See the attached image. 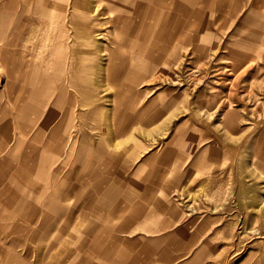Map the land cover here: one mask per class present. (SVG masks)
Listing matches in <instances>:
<instances>
[{
  "label": "rangeland",
  "instance_id": "1",
  "mask_svg": "<svg viewBox=\"0 0 264 264\" xmlns=\"http://www.w3.org/2000/svg\"><path fill=\"white\" fill-rule=\"evenodd\" d=\"M239 2L232 8L230 0L221 6L194 0L189 27L170 35L179 12L137 14V23L160 25L161 35L157 40L149 29L134 49L124 45V73H105L107 38L109 47L119 44L112 40L113 14H98L104 24L80 79L92 108L102 106L81 124L93 146L84 151L82 137L74 136L68 152L51 155L45 134L33 140L37 124L17 147L34 164L28 178L13 162L23 183L15 212L26 209L28 246L43 248L48 264H264V0ZM5 3L0 11L11 16L9 33L23 32L37 68L50 21L39 26L29 11ZM123 32L129 41V29ZM143 37H153L151 44ZM8 81L0 63V97L7 102ZM108 109L104 121L100 114ZM14 156L19 160L20 151ZM55 160L69 164L49 168ZM109 249L127 258L109 257Z\"/></svg>",
  "mask_w": 264,
  "mask_h": 264
},
{
  "label": "crops",
  "instance_id": "2",
  "mask_svg": "<svg viewBox=\"0 0 264 264\" xmlns=\"http://www.w3.org/2000/svg\"><path fill=\"white\" fill-rule=\"evenodd\" d=\"M5 1L6 0H2L0 5L5 6ZM72 1L76 2L77 0ZM95 1L96 0H84L83 10L79 9L78 11L73 10L72 7L65 6L62 14L64 15V20L65 18L67 19L65 21L63 20V22L61 23L53 20L50 17H45L43 16V14L42 16L37 14V9H41L43 11L49 9V7L42 0L40 3L38 0H9V2L15 3V6H17V9H19V11L23 12V10H25V13L29 11V14L33 15V18L31 19L33 22L39 20L37 22V25H45L44 23L49 20L53 28V31L46 30L45 33L42 32L43 45L41 47L42 50L44 49V47H46L45 50H43L45 56L39 60V66L36 69L34 67L32 68L33 58L29 54L28 47L24 45L27 40L25 39L23 32H20L17 34V36L15 35L13 37V33H9V30H11L12 32L11 25L9 24L11 16H7L6 19H4V15L2 14L5 12L2 13V11H0V46L3 45L0 50L9 51L4 58L7 67H5V73L9 81L6 85L7 90H5V92L3 93H10L9 98L7 97L9 103L7 101H4L6 99L5 95H2L0 97V162L2 163L1 165H3V168H0V245L3 246V244H5L6 246L4 245L3 247L7 250L9 249L10 253L13 254L15 259L20 262H29L31 264H48L45 260V254L43 253L45 252V250L43 248H37V250L35 251L28 246L32 238V232L26 209L24 207L17 209L21 213L20 215H17L15 212V197H17L16 188L23 183L12 173L14 166L13 162H17L19 167L23 171L27 172L25 173V177L28 176L30 170L34 165L33 163H31L29 153L25 152V149L23 148H17L19 146H25V143L22 139L29 136L32 130L34 131L36 125L40 124V127L33 132V140L38 141L40 138V134H45L48 140L44 145V149L45 151H49L51 155L57 156L56 150L58 149L64 151L63 154L68 152V150L72 148L74 136L79 137V139L80 137H82V143H80V140L79 143L80 147L83 145L84 151L88 150L89 152V150L91 149L90 146H93L89 138V135L91 136V134L88 133L87 135L85 132H83L81 124L85 120L95 119L96 111L102 110V106L96 107V105H93L94 107L92 108L93 96H86L88 89L90 88L87 84H81L80 79L82 76L86 75L85 72L89 70V68L85 69V64L83 63V61L90 60L92 58L91 54H93V51L90 46H92V44L96 41L95 37L100 32L99 25L104 24L103 22L101 23L96 20L99 18L98 14H101V16L109 15V13H111L110 11L115 7V4L112 5V1L109 0V11L108 6L105 5L106 8H103V13L102 10L99 11V9H97ZM127 1L130 2V4L126 3V6L128 8L122 10V19L118 24V28L121 34V40L118 41L119 37L116 29L114 32L116 38H111L112 40L116 41V43H114L115 45L119 43L123 47L120 48V51L117 49L118 46L115 47V49L113 47H109V38H107L108 45H106V49L108 53V60L111 62L110 65L108 63L107 69H105V73L109 72V68H111L113 73H124L127 71L128 68L125 63V57L127 56L125 52L127 49L124 47V45H136V39L138 38V36L136 39L132 41L131 39H129V42H127L125 40L127 39V37L124 36L125 33L123 31L125 29L131 28L130 25L134 24V22L136 21L137 14H141L143 12L159 14L161 13L162 9H166V7L162 4V2L164 3V0ZM208 2H213L217 6H220L219 0H208ZM221 2H226V0H221ZM190 3L193 7L194 0H191ZM173 17L174 16H172V18ZM123 20H129V25L125 26ZM172 22L174 23V20H172ZM142 25H145V27H142V29H153V37L157 38L158 40L161 35V29L160 26H155V21L154 24L152 23L149 26L148 24L146 25L143 22ZM260 26H264V22H262ZM67 32L69 33L67 34ZM58 34H61V36H59ZM44 36L47 37L45 38ZM16 37L18 38L15 39ZM153 37L142 38V41L147 44H151L150 39H152ZM12 40H20L19 46L17 48L19 54V63H17V61H15L9 54L16 49L6 46V44L11 42ZM122 40L123 42H121ZM170 43L171 41H168V44ZM73 46H81L82 49L90 48L91 50L84 51V53L79 56V58H74V71H69V69H64V67H60L58 65L60 63L64 64V62H62L61 57L56 53V49H58V51H61V55L66 57V55L70 53L69 49ZM123 50H125V52ZM70 57L72 61V54H70ZM55 65L58 66V68L55 67ZM121 65H123L124 69L120 68ZM35 76L38 77V82H36V80L34 79ZM84 105H89L88 107H85L88 111H80V107ZM8 106H10V113L4 110V108ZM103 114L105 115L103 116ZM100 116L104 121L109 120V109L108 111H103ZM27 124H31L27 128L28 131L27 129H25L27 127ZM18 128L20 130V134L12 135V130L16 133ZM33 149L34 145L32 150ZM17 151H20L21 153V156H19V160L15 159L14 156V152ZM6 162L7 164L5 165ZM57 163L58 161L55 160L51 163H47V166L49 168H63L69 164L65 161L59 165H56ZM38 166L45 168L44 164H40ZM193 172L194 165H192L188 170V173L192 175L194 174ZM5 173H8V177H5ZM29 196L32 197L33 194H30ZM109 255H111L109 257L117 256L121 257L122 259L127 258V253L117 251L116 249H109Z\"/></svg>",
  "mask_w": 264,
  "mask_h": 264
},
{
  "label": "bare ground",
  "instance_id": "3",
  "mask_svg": "<svg viewBox=\"0 0 264 264\" xmlns=\"http://www.w3.org/2000/svg\"><path fill=\"white\" fill-rule=\"evenodd\" d=\"M39 3L41 2V0H38ZM48 7V10H41V9H37V14L41 15L43 14V16L45 17H50L53 20H56L58 22H63L64 18H63V14L62 11L63 9H65L64 7H72L73 10H83L84 6H83V1L84 0H77L76 2H73L72 0H42ZM112 1V5L115 4V7L110 11L111 14H113V25L115 26L116 32L118 34V41L121 40L120 38V30H119V22L122 19V15H123V11L125 10V8H128L126 6V3L130 4V2H128L127 0H111ZM134 1V0H133ZM136 1V0H135ZM141 1V0H140ZM161 1V0H160ZM231 1V6L232 8H236L237 5H239V1L238 0H230ZM124 2V3H123ZM132 2V1H131ZM152 2V1H150ZM191 0H164V3L162 2V4L166 7V9H169L170 11H175V12H179L180 15H176L173 19H174V23L171 25L170 29H169V35L172 34V32L176 29L178 30H182L185 29L187 27H189V25L186 22V20L189 18V16L191 15V13L187 14L189 12V10H192V6H191ZM197 2H199V0H197ZM97 3V2H96ZM101 3H104L105 5L108 6V11H109V0H102ZM135 3V2H134ZM196 3V2H195ZM220 6L223 5L222 2H219ZM96 5V4H95ZM102 5V4H101ZM153 5V4H152ZM131 6V5H130ZM146 6V5H145ZM144 6V7H145ZM151 6V5H150ZM163 6V7H164ZM217 6V5H216ZM162 7V6H161ZM106 8V6H105ZM139 8V7H138ZM143 8V7H142ZM153 8V7H152ZM196 8V7H195ZM165 9V10H166ZM68 10V9H67ZM105 10V9H104ZM142 10V9H140ZM201 10V9H200ZM144 11V10H143ZM68 12V11H67ZM103 12V11H102ZM151 12V11H150ZM153 12V11H152ZM104 13V12H103ZM169 13V12H168ZM198 13V12H197ZM139 14V13H138ZM152 14V13H151ZM127 15V14H126ZM171 17L173 16L172 13H170ZM199 15V14H198ZM101 16V15H100ZM142 17V16H141ZM140 17V18H141ZM67 18H65L66 20ZM70 19V18H69ZM159 19V18H158ZM169 19V18H167ZM166 19V21H167ZM64 20V21H65ZM86 20V19H85ZM92 20V19H91ZM97 20V19H96ZM146 20V19H145ZM162 20V18L160 19V21ZM69 21V20H68ZM158 21V20H157ZM150 22V21H149ZM168 22V21H167ZM162 23V22H160ZM159 23V24H160ZM145 24V23H144ZM157 24V23H156ZM131 28L129 29L128 32V36L129 38L132 40L136 39L137 36L140 37L141 33H147V31L149 30L147 29H142V27H145V25H142V23H137L136 21L134 22V24L130 25ZM149 26V25H148ZM156 26V25H155ZM160 26V25H158ZM166 26V25H165ZM164 27V26H163ZM161 28V26H160ZM159 29V28H158ZM157 29V30H158ZM165 29V28H164ZM142 30V31H141ZM153 30V29H151ZM74 32V31H73ZM115 32V31H114ZM179 32V31H178ZM200 32V31H199ZM203 33V32H202ZM96 34V33H95ZM115 34V33H114ZM59 36H61V34H58ZM104 35V34H103ZM123 36V35H122ZM135 37V38H134ZM172 37V35H171ZM171 37L169 38L170 41H172ZM18 37H16L15 39H17ZM144 38V37H143ZM186 40L184 43V49L187 48L188 46H190V42L189 40V36H185ZM190 38H193L192 36H190ZM108 40V39H107ZM61 41V40H60ZM127 41V40H126ZM58 42V41H57ZM56 42V43H57ZM123 42V40L121 41ZM129 42V41H127ZM20 40H12L11 42H9L8 44H6L7 47H11V48H15L16 50H13L12 52H10L9 54L11 55V57L17 61V63H19V59H18V46H19ZM96 43V42H95ZM119 44V43H118ZM171 44V43H170ZM96 46V45H95ZM117 49L120 51V48L123 47L120 44L117 45ZM135 46V45H134ZM134 46L129 45L128 48H134ZM57 47V46H56ZM176 47V46H175ZM61 48V47H59ZM101 48V47H100ZM56 49V48H55ZM6 50V49H5ZM87 50H91L90 48H86V49H82L81 46H73L69 49L68 55H66V57H64L63 55H61V51H58V49H56V53L58 54V56L61 57L62 62H64V64H58L60 67H64V69H69L74 71V58L76 59V57L79 58V56H81L84 51ZM175 51V49H174ZM9 51H4V50H0V63L2 64L1 66L5 69L6 71V62L4 61L7 53ZM59 52V53H58ZM99 53V52H98ZM70 54H72V61H71V57ZM107 56V55H106ZM176 56V55H175ZM64 57V58H63ZM70 59V61H69ZM6 67V68H5ZM55 67L58 68V66L55 65ZM35 68V67H34ZM46 68V66H45ZM120 68H123V65L120 66ZM17 69V67H16ZM15 69V70H16ZM36 69V68H35ZM14 70V71H15ZM45 72V71H44ZM34 79L36 80V82H38V77L35 76ZM105 114H103L104 116ZM2 163L0 162V165ZM7 164V162L5 163V165ZM3 168V165L0 166V168ZM1 168V169H2ZM11 174V173H10ZM5 177H8V173H5ZM12 175V174H11ZM0 177H1V173H0ZM13 181V180H12ZM11 184V183H10ZM262 205H264V201H262ZM9 214V213H8ZM11 214V213H10ZM27 220V219H26ZM7 222V221H6ZM4 223V222H3ZM11 224V223H10ZM10 226V225H9ZM17 230V229H16ZM1 237V236H0ZM13 239V238H12ZM23 239V238H22ZM6 241V240H5ZM2 243V242H1ZM5 244H3L4 246ZM10 245V244H9ZM23 245V244H22ZM2 245H0V264H31L29 262H20L18 260L15 259V257L13 256V254L10 253L9 249L7 250L6 248H4ZM6 246V245H5ZM12 247V246H11ZM4 248V249H3ZM21 248V247H20ZM27 251V250H26ZM23 253V252H22ZM26 253V252H25ZM43 257V256H42ZM20 259V257H19ZM39 263V262H37ZM41 263V262H40ZM45 263V262H44ZM73 264V263H72ZM76 264V263H75Z\"/></svg>",
  "mask_w": 264,
  "mask_h": 264
}]
</instances>
